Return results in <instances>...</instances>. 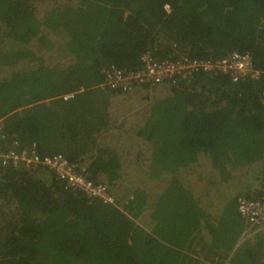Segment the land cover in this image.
<instances>
[{
    "label": "trees",
    "instance_id": "obj_1",
    "mask_svg": "<svg viewBox=\"0 0 264 264\" xmlns=\"http://www.w3.org/2000/svg\"><path fill=\"white\" fill-rule=\"evenodd\" d=\"M186 2L0 0V152L62 154L102 183L117 155L149 168L127 188L111 186L122 206L133 189L145 192L131 212L138 226L44 166L0 164V264L83 256L89 264H264V229L242 239L236 202L264 196V0ZM145 51L159 59L247 52L260 74L161 84L165 97L149 105L143 127L109 134L122 148L108 150L107 114L123 93L99 86L102 69H135ZM97 136L101 146L87 158ZM63 218L74 229L62 235L54 220Z\"/></svg>",
    "mask_w": 264,
    "mask_h": 264
},
{
    "label": "built area",
    "instance_id": "obj_2",
    "mask_svg": "<svg viewBox=\"0 0 264 264\" xmlns=\"http://www.w3.org/2000/svg\"><path fill=\"white\" fill-rule=\"evenodd\" d=\"M168 9V6H165ZM140 66L135 69L119 68L109 64L102 69V81L99 86L105 90L127 93L136 87H155L164 83L175 84L190 81L196 74H223L231 82L246 78H256L260 71L256 69L251 55L247 52H231L215 58H193L182 56L176 59L155 58L150 51L140 55ZM72 94L65 95L68 98ZM24 164L29 168L44 166L52 170L65 187L82 196L95 199L106 205H117V200L105 183L94 182L88 178L85 169L78 170L62 154L40 156L34 147L21 152L9 150L0 152L2 166ZM237 211L245 221L241 238L255 237L264 229V196L252 199L245 196L237 198Z\"/></svg>",
    "mask_w": 264,
    "mask_h": 264
},
{
    "label": "rangeland",
    "instance_id": "obj_3",
    "mask_svg": "<svg viewBox=\"0 0 264 264\" xmlns=\"http://www.w3.org/2000/svg\"><path fill=\"white\" fill-rule=\"evenodd\" d=\"M185 2L187 4H189V2H191V0H185ZM246 4L247 3H245V5ZM247 7L249 8L251 6H247ZM147 87H149V86H147ZM136 88L140 89L139 87H136ZM136 88L131 90L130 92H127V93L117 94V97L115 95L114 102H113V105L111 107L112 111H119V109H122V108H123L122 110H128L129 111V113L127 114V117L124 119V121L128 120L127 125L125 127L129 126L130 124L136 125L137 122H140L141 124H143V122H142L143 118L146 117L147 112L149 113V111H150L149 105L153 101H155L157 98L165 97V94H166L165 89L161 90L162 89L161 85H158L155 87H149V89H146V90L142 89V91L139 90V92L134 94V92L136 91ZM137 114H138V117L136 118L135 115H137ZM131 117H132V119H131ZM127 128H129V127H127ZM133 145L136 147L138 144H133ZM115 146H116V144L114 145V148H113L114 150L117 148V146H116V148H115ZM118 149L119 148H117V150ZM113 155L115 156V153H113ZM121 155L123 156V154H121ZM111 157L112 156H110V158ZM116 157H117V159L114 160L115 163L114 164L112 163V166H109L107 168V175H106V179H105V183L111 191H112L111 186H113V185L114 186L117 185V187L123 186V187L127 188V186H129V184H130L131 177H132L130 175H133V179H135V178H138V177H141L142 175H144L145 172H149V168H148L147 164H145L143 162H140L138 160L134 161L133 158H131L129 160H127V159L123 160V159H120L119 155H117ZM128 175L130 176V178ZM115 197H116V195H115ZM144 198H145V192L141 188H136L130 192V198L124 203L123 206L117 203V205L113 206V208L116 210H117V208L121 209L122 211H124L125 215L130 216L132 218L131 212L135 213V210L137 212L136 205H138L140 203V201H141V203H143ZM116 200H117V197H116ZM130 201L134 202V204H132V202H131V205H128ZM133 205H135V207ZM54 221H55L56 228H58V224L60 222V227H61L60 233L62 235H63V232H68L70 229H74L72 222L67 221L66 218L56 219ZM132 222H134L138 226L140 225L136 220H134V218H132ZM54 230H55V233L54 232H52V233H54L53 235L55 236L57 234V230L56 229H54ZM56 238H57V235H56ZM72 264H89V263L87 262L86 258L83 256V257L79 258L78 262L74 261V262H72Z\"/></svg>",
    "mask_w": 264,
    "mask_h": 264
},
{
    "label": "crops",
    "instance_id": "obj_4",
    "mask_svg": "<svg viewBox=\"0 0 264 264\" xmlns=\"http://www.w3.org/2000/svg\"><path fill=\"white\" fill-rule=\"evenodd\" d=\"M139 90L142 91V89H137L136 88V91L134 92V94L139 92ZM122 109H119V111H112V110L108 111L107 116L109 117V121H108L109 129H108L106 135L108 134V136H110V138H109L110 142H109V144L105 145V148H107L108 150L113 149L115 144H116L117 148H120V149L122 148V145L120 144V141L118 140V137L116 139L117 135L116 136L114 135V136L111 137V135H109V134L118 133L120 131L123 132L124 129L127 128V127H129L128 128L129 130H133L134 131L133 133H135V132H138V130L143 125L140 122H137L136 125H131L130 124L129 126L125 127L127 125V123H126V121H124V119L127 117V114L129 113V111L128 110H122ZM102 134H104V133H102ZM99 137L100 136L96 137L95 144L93 143L91 145V147L86 151L87 158H88V156L92 155L91 150H93V148L96 150V148L101 146L100 144L97 143L100 140ZM113 139H115V142H112ZM116 146H115V148H116ZM95 150H93L94 151L93 158L96 156L95 155ZM115 151H116V149H115ZM91 160L92 159L87 160L86 164H89L91 162ZM83 168L85 169V167H83ZM99 175L101 176V178L103 180H105L106 179V175H107V169L101 170Z\"/></svg>",
    "mask_w": 264,
    "mask_h": 264
}]
</instances>
